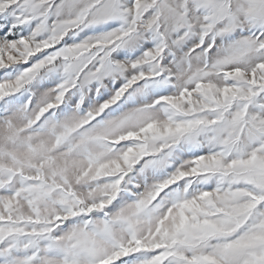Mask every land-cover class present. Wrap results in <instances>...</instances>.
Here are the masks:
<instances>
[{"label":"snow or ice","instance_id":"obj_1","mask_svg":"<svg viewBox=\"0 0 264 264\" xmlns=\"http://www.w3.org/2000/svg\"><path fill=\"white\" fill-rule=\"evenodd\" d=\"M0 264H264V0H0Z\"/></svg>","mask_w":264,"mask_h":264}]
</instances>
